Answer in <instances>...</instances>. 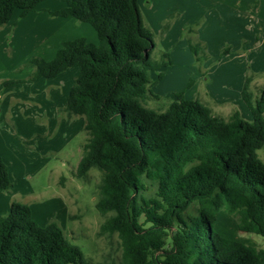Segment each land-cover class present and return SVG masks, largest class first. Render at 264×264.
<instances>
[{"label": "trees", "instance_id": "16d2710c", "mask_svg": "<svg viewBox=\"0 0 264 264\" xmlns=\"http://www.w3.org/2000/svg\"><path fill=\"white\" fill-rule=\"evenodd\" d=\"M42 1L0 0V26L15 9L24 15ZM63 1L52 13L91 24L99 43L66 40L53 59L33 56L28 64L31 79L80 66L64 110L69 118H85L83 153L73 173L85 182L92 170L100 174L99 234H116L121 250L108 264H264V247L215 230L225 211L239 231L264 236V161L257 153L264 145V87L255 100L249 78L242 89L251 121L238 110L216 115L183 92L152 108L148 104L162 97L150 74L171 60L168 53L153 57L154 35L138 0ZM12 187L0 154V192ZM0 264L94 262L57 221L42 225L28 204L13 202L0 219Z\"/></svg>", "mask_w": 264, "mask_h": 264}, {"label": "rangeland", "instance_id": "374dc122", "mask_svg": "<svg viewBox=\"0 0 264 264\" xmlns=\"http://www.w3.org/2000/svg\"><path fill=\"white\" fill-rule=\"evenodd\" d=\"M64 6L63 0H43L24 15L17 8L0 26V130L5 143L0 150L14 185L0 192V219L13 202L28 204L38 223L57 221L85 257L108 264L121 250L116 234H99L104 221L96 208L100 174L92 170L85 182L73 173L83 153L85 124L74 134L79 123L67 121L85 118L69 120L64 108L78 74L31 79L34 69L28 64L33 56L53 59L66 40L85 37L93 42L94 35L93 43H99L91 24L52 13ZM138 6L154 35L153 57L168 53L171 60L151 72L153 91L162 99L148 106H166L175 92H183L185 99H200L216 115L238 110L251 121L241 92L248 78L254 100L264 87V0H138ZM74 66L79 73L80 66ZM9 80L15 82L5 83ZM257 153L264 161V145ZM215 230L264 247V236L239 231L236 219L225 211L217 215Z\"/></svg>", "mask_w": 264, "mask_h": 264}, {"label": "crops", "instance_id": "0c3cea01", "mask_svg": "<svg viewBox=\"0 0 264 264\" xmlns=\"http://www.w3.org/2000/svg\"><path fill=\"white\" fill-rule=\"evenodd\" d=\"M94 39V41L93 42H95L96 40V38L94 37V35H93V37H92V40ZM72 69V70H71ZM69 71H70V73H73L74 75H76V74H78V71H79V69L78 68H76V66H73V68H68V69H66L65 71H63V72H61L60 74H58L57 76L58 77H61L60 75H65V74H69ZM67 74V75H68ZM57 76H55V77H57ZM68 77V76H67ZM53 78V77H52ZM9 91V90H8ZM9 93V92H8ZM67 96V94H66V92L65 93H62V96L64 97V96ZM69 95V94H68ZM9 96V95H8ZM64 98H66V97H64ZM67 98H68V96H67ZM67 100V99H66ZM2 109H0V111H1ZM70 119H72V118H69V120ZM67 122H69L70 124H75L76 122H78L79 123V129H77L75 132H74V134L75 133H77L79 130H80V127L82 126V124H85V122H84V120L82 119H78L77 121H75V120H70V121H67ZM3 136V134H2V132H1V130H0V144L2 143V144H5L3 141H4V137H2ZM1 150H0V154H1ZM2 156V155H1ZM4 159V158H3ZM6 162V161H5ZM8 165V164H7ZM9 167V166H8ZM14 186V185H13ZM27 190H29V191H32L31 190V188H29L28 187V189Z\"/></svg>", "mask_w": 264, "mask_h": 264}]
</instances>
